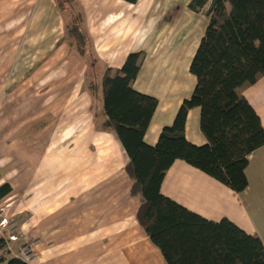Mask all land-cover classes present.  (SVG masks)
<instances>
[{
	"label": "crops",
	"instance_id": "obj_1",
	"mask_svg": "<svg viewBox=\"0 0 264 264\" xmlns=\"http://www.w3.org/2000/svg\"><path fill=\"white\" fill-rule=\"evenodd\" d=\"M189 1L77 0L90 38V51L97 57L100 71L106 67L119 68L132 51L144 52L133 88L157 99L143 137L149 145L156 143L164 125L172 123L179 105L190 96L195 84L189 65L207 17L191 10ZM9 32L20 34L17 36L20 39L9 65L2 58L6 47H0V186L7 183L11 187L0 198V207L13 194L14 185H19L16 171L19 162L15 160L16 172L9 170L3 159L8 154L3 139L11 140L14 146L26 145L24 153L27 150L33 155H38L34 151H39L42 143L47 163L52 167L57 161L56 144H66L70 135L80 136L79 150L87 151L96 139L108 154L113 151L109 164L105 163L107 158L97 162L111 167L109 172L94 176L89 181L93 185H82L75 196L61 193L47 198V208L35 209L42 196L31 191L35 203L30 208V225L35 242L33 258L27 262L167 264L137 222L138 203L129 194L130 180L124 170L127 156L112 133L97 131L92 124L91 96L85 89L89 60L79 56L67 40H61L64 20L55 0H0L2 44L8 42ZM26 43V49L20 51V45ZM241 94L264 128V76L243 87ZM98 116L102 121L100 110ZM55 118L63 119V130L56 129L60 126H55ZM40 119L47 121L39 125ZM94 124L97 127V121ZM93 130L97 133L94 137ZM58 132L63 141H57ZM184 134L193 144L205 143L199 128L198 107L187 112ZM40 135L47 136L40 140ZM14 173L17 178L12 180ZM31 174L39 177L33 171ZM245 174L247 186L237 193L176 159L163 177L160 192L208 220L229 219L246 233L258 236L264 245V145L249 156ZM115 183L122 188L126 185V190L122 194L116 189L103 190L104 184ZM48 184H55V178H49ZM55 198L61 200L57 206L53 203ZM25 204L13 213L26 214L29 205Z\"/></svg>",
	"mask_w": 264,
	"mask_h": 264
},
{
	"label": "trees",
	"instance_id": "obj_2",
	"mask_svg": "<svg viewBox=\"0 0 264 264\" xmlns=\"http://www.w3.org/2000/svg\"><path fill=\"white\" fill-rule=\"evenodd\" d=\"M134 3L136 0H125ZM66 9L64 34L76 53L89 60L88 92L97 100L100 129L119 142L127 162L129 194L136 198V219L167 264H264V245L227 218L208 220L160 192L173 161L180 159L233 191L247 186L249 156L264 145L260 118L241 89L264 76V0H190L188 7L207 17L206 27L189 65L193 90L179 105L171 124L164 125L153 145L143 137L157 106L154 96L133 88L143 50L128 53L119 68L99 70L90 48L77 0H55ZM199 108V128L205 143L196 145L184 134L187 112ZM11 187L0 186V198ZM0 238V264H30L9 254Z\"/></svg>",
	"mask_w": 264,
	"mask_h": 264
},
{
	"label": "rangeland",
	"instance_id": "obj_3",
	"mask_svg": "<svg viewBox=\"0 0 264 264\" xmlns=\"http://www.w3.org/2000/svg\"><path fill=\"white\" fill-rule=\"evenodd\" d=\"M72 5H73L72 10L74 14H78L79 11L82 10L78 4L76 5L75 3H72ZM70 14H71L70 11L66 9L65 13H63V20H67L70 17ZM19 35L20 34H18L17 36ZM17 36L15 35V33L10 34L9 32L7 38L8 42L6 44H2L0 41V47H6L7 50L3 54V57L2 55H0V57L4 58V63H7L8 65L12 61L14 57L13 53L16 51L18 47L17 45L20 38ZM27 44L28 43L20 45L21 46L20 51L26 49ZM85 89H87L86 82H85ZM90 96H91L90 108L93 115L92 124L93 126H95V129L98 131L100 130L99 125L101 123L100 117L98 116L99 105L98 102H96L97 100L91 94ZM46 121L47 120L45 119H40L39 125L40 124L42 125V123L43 122L45 123ZM53 121H55L56 127L60 126L59 128H56L57 130L59 131L63 130L61 127L64 126L65 122L63 121L62 118H60V120L59 118H55ZM67 121L68 120H66V122ZM96 121H97V127L94 124L96 123ZM58 122L59 124H56ZM95 131L93 130V133L91 132L93 137L97 134ZM40 136H41L40 140H44V136L47 135H40ZM27 137L29 138L30 135H28ZM70 137L71 139L70 140L67 139L68 142L66 144L64 145L59 143L56 144L55 159L57 161H56V165L53 167L50 166V164H48L49 163L47 161L48 157L47 154H45V151L43 150V146L41 145L42 143L39 146V151L38 150L34 151L35 153H38V155L37 154L33 155V154H29L27 150H25L26 153H24L23 150L26 145L22 146V144L19 145L18 143L17 145L14 146L12 144L15 143L14 142L10 143L11 140L9 142H5L4 139L1 141L4 142L3 144L8 145V154L5 155V157L3 158L4 162H8L9 170H12L13 172L18 171L17 173L19 174L18 178L15 173L12 176V180H15L17 178L19 185L18 186L14 185L13 194L10 195L9 198H7V201L5 200L3 205H1L0 207V214H1L0 220L3 217L7 219L5 223H3L2 225L0 224V238L1 236L5 237L2 238H4V240L6 241L5 246L10 248V252H9L10 255L15 253L18 254V252L23 251V255L27 259V261L31 262L33 258V253H34L33 243L35 242V240L32 238L31 235L30 208H32L31 204H34L35 202L31 197L32 195L31 191H34L36 194L42 196V199L38 200V205L37 203L35 204L36 205L35 209H37L38 207L47 208L46 207L47 198L53 196H59V194L61 193L62 195L66 193L74 195L76 191H79L82 185H84V187L87 186L89 187L93 185L92 183H89V181L94 179V176H97V174H106L111 169V167H109L108 165L104 164L103 166H101L97 164V162L99 161V159L102 162L103 158L104 159L107 158L105 163L107 164L108 162L109 164L110 163L109 160L111 158V155L113 154V151L109 152L110 154H108L106 147L97 144L96 139L94 140L92 145L90 144L88 145L87 151L79 150L78 146L80 145L79 143L80 136L77 135L76 137L75 135H70ZM62 138L64 137H62V135H60L58 132L57 141L60 142ZM69 141L71 142V145H69ZM70 146H72V148H70ZM116 156L118 157L117 153ZM15 160L19 162V167L17 168L16 171H15V166H16ZM120 169L122 170V167H120ZM32 171L38 174L39 177L36 178L34 174H33L34 177H32L31 174ZM49 178L50 179L55 178V184H51L52 186L48 184ZM80 179L81 181L83 180L84 181L81 183ZM126 179L128 180L127 177ZM104 185H105V188L103 189L104 191L116 189L119 190L120 193L122 194L126 190V185L122 188L120 187L119 183L104 184ZM29 196L31 197L30 199ZM60 201H61L60 199L55 198L53 203H55V205L57 206L58 203H60ZM7 203L10 204L9 207L7 206ZM22 203H27L25 205H29L28 207L29 210L26 211L27 213L26 214L13 213L20 209ZM122 205L124 204L122 203ZM4 250L5 249L0 247V255L4 252Z\"/></svg>",
	"mask_w": 264,
	"mask_h": 264
},
{
	"label": "built area",
	"instance_id": "obj_4",
	"mask_svg": "<svg viewBox=\"0 0 264 264\" xmlns=\"http://www.w3.org/2000/svg\"><path fill=\"white\" fill-rule=\"evenodd\" d=\"M1 215V214H0ZM7 221V219L5 218V217H3L1 220H0V224L2 225L3 223H5ZM2 237H4V236H1V238ZM5 238V237H4ZM4 238H2L3 240H4ZM11 239H13V238H11ZM4 242H5V244H6V241L4 240ZM6 248L9 250V252H10V248L9 247H7L6 246ZM13 256H18V257H21V258H23L24 260H26L27 261V259L24 257V255H23V251H20V252H18V254H12Z\"/></svg>",
	"mask_w": 264,
	"mask_h": 264
}]
</instances>
